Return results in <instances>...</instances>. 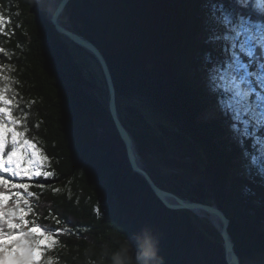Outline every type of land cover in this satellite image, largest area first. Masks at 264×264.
<instances>
[{"label": "trees", "instance_id": "16d2710c", "mask_svg": "<svg viewBox=\"0 0 264 264\" xmlns=\"http://www.w3.org/2000/svg\"><path fill=\"white\" fill-rule=\"evenodd\" d=\"M212 7L207 0H72L63 18L102 51L120 95L144 98L179 129L163 133L193 162L172 159V169L199 173L202 158L186 140L203 147L211 194L231 215L243 262L264 252V173L250 163L259 146L241 143L224 118H204V104L221 108L218 101L227 95L207 83L210 71L220 68L215 62L228 57V42L213 39L225 27L213 22ZM47 8L48 0H0V131L9 141L16 132L34 145L39 170L50 174L17 177L0 169L9 181L0 193L10 196L5 211L23 208L29 227L38 225L57 241L46 247L41 264H111L117 241L135 247L134 234L145 225L159 237L163 264H226L215 231L209 238L189 213L168 210L132 172L107 108L87 93L93 84L48 21ZM102 117L106 126L99 132L91 121ZM132 134L143 156L151 142L168 152L159 138ZM191 199L207 198L199 192Z\"/></svg>", "mask_w": 264, "mask_h": 264}, {"label": "snow or ice", "instance_id": "6c2138e0", "mask_svg": "<svg viewBox=\"0 0 264 264\" xmlns=\"http://www.w3.org/2000/svg\"><path fill=\"white\" fill-rule=\"evenodd\" d=\"M212 3L213 22L225 27V33L213 39L228 42L225 48L228 59L223 67L210 71L208 86L213 92L227 94L218 103L222 110L231 113L232 131L241 143L249 140L254 147L259 146L250 163L264 173V0H212ZM4 23L5 17L0 14V27ZM2 127L4 124L0 123ZM17 135L13 132L11 141L0 135V169L11 171L14 176L50 175L41 173L39 168L22 167L21 146L24 154L32 150V155L37 156V152L34 145L22 137L18 140ZM9 143L12 147L5 159ZM0 186H9L3 176H0ZM10 187L27 188L28 185L11 184ZM19 196L17 192L16 197ZM9 199V195L0 193V264H41L46 247H53L57 241L38 225L29 227L23 208L17 206L5 211Z\"/></svg>", "mask_w": 264, "mask_h": 264}, {"label": "rangeland", "instance_id": "374dc122", "mask_svg": "<svg viewBox=\"0 0 264 264\" xmlns=\"http://www.w3.org/2000/svg\"><path fill=\"white\" fill-rule=\"evenodd\" d=\"M50 2L51 0H48L47 16L50 11ZM207 3L213 5L212 0H207ZM53 9L54 7H52V10ZM62 21L68 27L73 29V25L71 21L66 17V15L64 16V18L62 17ZM69 50L73 57L74 63L80 65L86 80L93 84V88L87 90V93L98 99L99 102L106 107L108 102V93L102 73L94 58L71 43H69ZM221 57V59H218L215 62L214 66L221 67L223 62L228 59V57ZM211 105L212 106L204 104V106L207 107V113L205 112L204 115L205 120L214 119L210 115V111L213 110L212 115L214 117L224 118L227 122H229V126H232L234 121L231 113L227 110H222L220 107H216V105L214 104ZM118 106L123 122L131 132L140 131L148 138H150L151 136H155L156 138L162 140L165 147L167 148L169 153H164L158 147H156L154 143L151 142L152 140L149 139V141L151 142V151H149L143 157L147 171L158 180L159 184L165 189L187 199L191 197L197 198L199 192L203 193L207 198L205 199V203H211L212 194L207 179V167L209 162L206 159L203 147H201V145L195 142L193 139L187 138L186 140V143L194 148L202 158V162L199 164V173H193L191 169L186 166L181 169H172L170 166V160L172 159L177 160L184 165L193 162L189 157L183 158L181 149L169 139V136H166L163 133V129L168 133H180L179 129L172 122H170L169 119L165 115H163L158 108L151 105L142 97L120 95L118 97ZM138 116H141L143 118L144 123H142ZM135 122H138V124L133 125V123ZM221 125L228 126L223 123ZM1 133L2 132L0 131V135H3V133ZM233 141L237 143L235 138L233 139ZM236 149L237 147L235 146V151ZM235 151L233 152V154H235ZM36 152L37 156H33L32 150H29L27 153V157V154L23 153V146H21V153L19 155H21L23 161L22 167L39 168L42 162L39 152ZM233 159L238 160L237 162H239L240 160L239 157L237 159V156H233ZM37 160H39V163H36ZM6 166L11 168V165ZM16 176L34 177V175H31L30 173L28 175L21 174ZM200 183H203L205 186L201 188ZM191 216L193 224L196 226L198 231L205 233L209 238H212L209 234L210 230H215L212 224L206 218H200L195 215ZM243 264H264V252L255 255L253 258H246L243 261Z\"/></svg>", "mask_w": 264, "mask_h": 264}, {"label": "water", "instance_id": "95a60500", "mask_svg": "<svg viewBox=\"0 0 264 264\" xmlns=\"http://www.w3.org/2000/svg\"><path fill=\"white\" fill-rule=\"evenodd\" d=\"M71 1L72 0H60L53 10L49 8L48 20L55 27L57 32L63 36L65 42L68 44L71 43L82 49L88 55H91L99 66L108 93L106 108L124 144L130 169L147 181L156 197L168 210L177 213L186 212L190 215H193L194 212H203L205 218L212 224L215 229L214 231L220 238L226 264H243L236 250V242L230 232L232 222L231 215L229 212H225L219 207L214 194H212L211 203L209 204L201 200L183 198L162 187L158 180L147 171L144 164V156L139 150L138 143L121 117L118 106V97L120 94L117 91L107 59L93 41L76 32L74 29H71L61 20L62 14ZM91 124L96 131L103 132L105 130L106 122L104 117L101 118L98 124L95 125L94 120L91 121Z\"/></svg>", "mask_w": 264, "mask_h": 264}, {"label": "clouds", "instance_id": "9594fccd", "mask_svg": "<svg viewBox=\"0 0 264 264\" xmlns=\"http://www.w3.org/2000/svg\"><path fill=\"white\" fill-rule=\"evenodd\" d=\"M134 239L135 247L128 239L117 241L118 247L111 255V264H163L159 237L150 226L140 228Z\"/></svg>", "mask_w": 264, "mask_h": 264}, {"label": "bare ground", "instance_id": "6f19581e", "mask_svg": "<svg viewBox=\"0 0 264 264\" xmlns=\"http://www.w3.org/2000/svg\"><path fill=\"white\" fill-rule=\"evenodd\" d=\"M60 0H51V2H50V10H52V7H55L57 4H58V2H59ZM67 9V8H66ZM66 11V10H65ZM65 11H64V13H65ZM52 12V11H51ZM64 13L62 14V16H61V20H62V17H63V15H64ZM91 56V55H90ZM109 64V63H108ZM212 109V108H211ZM212 111L213 110H211L210 111V115L212 116V118H216V117H214L213 115H212ZM193 215H195V216H198V217H200V218H205V214L203 213V212H194L193 213Z\"/></svg>", "mask_w": 264, "mask_h": 264}]
</instances>
